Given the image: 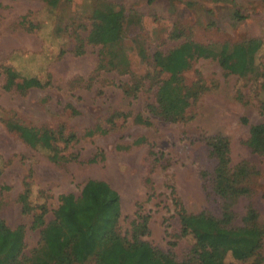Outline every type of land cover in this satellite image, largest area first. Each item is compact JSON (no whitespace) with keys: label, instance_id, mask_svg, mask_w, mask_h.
<instances>
[{"label":"rangeland","instance_id":"1","mask_svg":"<svg viewBox=\"0 0 264 264\" xmlns=\"http://www.w3.org/2000/svg\"><path fill=\"white\" fill-rule=\"evenodd\" d=\"M118 6L127 18L125 37L116 47L124 63L99 71L101 45L85 43L77 55V36L88 34L95 8ZM53 15L44 0H0V220L11 228L23 226L24 255L29 257L39 241V231L30 227L32 215L24 214L19 202L25 184L31 204H45L51 220L60 195L78 197L88 180L106 182L120 197L121 235L130 239L136 212L148 216V231L140 236L145 252L158 250L179 262L190 258L193 241L178 236L174 198L188 213L214 218L221 217L224 205L231 206L235 226L252 207L264 232V158L247 146L249 126L264 120V44L243 77L226 74L211 59L190 60L180 70L186 84L201 79L208 88L188 109L189 121L157 117L154 83L144 79L153 72L155 51L168 54L184 40L264 42V0H71ZM8 71L17 74L9 90L4 88ZM32 77L49 85L19 87ZM5 121L15 124L14 130ZM95 127L106 133L85 136ZM43 128L74 134L77 141L58 143L57 153L77 160L50 161L33 131ZM219 134L229 139L231 166L247 165L243 185L249 193L235 203L215 195L209 179L216 162L206 139ZM254 261L225 256L227 263Z\"/></svg>","mask_w":264,"mask_h":264},{"label":"trees","instance_id":"2","mask_svg":"<svg viewBox=\"0 0 264 264\" xmlns=\"http://www.w3.org/2000/svg\"><path fill=\"white\" fill-rule=\"evenodd\" d=\"M155 0H148L153 2ZM49 13L54 12L61 4L71 0H44ZM125 11L122 6L112 11L95 8L90 16V30L85 37L77 36L79 46L75 54L83 53L84 44L101 45L99 63L96 70H113L124 63L123 52L116 48L125 37ZM21 24H25V17ZM264 42L260 39H249L233 44L223 43L203 45L191 40L180 42L168 54L155 51L152 55L153 72L145 74V80L154 83L152 110L161 120L166 122L189 121L188 109L207 90L205 83L197 79L186 84L181 76V69L193 59L215 60L226 74L239 77L246 75L262 50ZM105 50V51H104ZM4 88L9 90L15 86L17 74L7 72ZM49 83L32 77L23 81V90L31 87L44 88ZM261 93L264 96V84ZM17 86V85H16ZM264 109V97L260 103ZM11 131L16 126L5 121ZM112 125L113 118L108 119ZM247 124V120H243ZM38 140L47 152V157L54 163L76 161L73 155L67 160L58 155V143L68 146L77 141L74 134L64 136L61 131L38 129ZM96 133H106V129L95 127L89 129L85 136ZM210 155L216 164L209 175L215 195L225 202L235 203L243 195L249 193L243 182L247 178V165L240 163L231 166L229 139L223 135L207 138ZM247 146L250 151L264 158V120L249 126ZM173 193V192H172ZM29 188L19 196L21 210L26 215H32L30 227L39 231L37 247L31 255L25 256L24 228H11L0 220V264H235L225 262V256L230 255L234 260L244 262L255 260L253 264H264L263 249L264 232L258 221V214L252 207L248 208L242 218V225H233L235 218L231 206L224 205L220 218L200 213H188L183 205L173 199L175 213L179 224V238L190 236L193 241L190 258L176 261L170 255L148 248L140 241V236L148 231V216L135 213L132 222L130 239L119 232L121 205L119 194L106 182L88 180L81 194H62L58 197L59 205L52 212L53 218L47 220L49 212L45 204L32 205L29 201ZM146 255L148 257H145Z\"/></svg>","mask_w":264,"mask_h":264}]
</instances>
